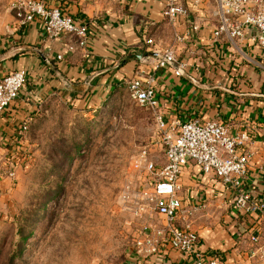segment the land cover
Here are the masks:
<instances>
[{"label":"crops","instance_id":"0c3cea01","mask_svg":"<svg viewBox=\"0 0 264 264\" xmlns=\"http://www.w3.org/2000/svg\"><path fill=\"white\" fill-rule=\"evenodd\" d=\"M50 5L89 25L88 49L69 53L70 38L50 43L38 23L20 28L10 9L14 24L7 38L0 39V78L21 70L28 78L21 100L0 115V155L15 152L22 143L21 126L50 97L61 96L82 111L96 112L144 70L145 78L154 79L166 121H220L233 136L250 137L238 150L251 154L244 189L264 202V49L253 42V30H247L238 53L225 38L214 39L220 19L211 0L198 6L183 0L185 14L174 26L164 18L165 0H51ZM176 36L184 42L178 43ZM148 40L176 51L187 64L182 77L173 66L156 70L140 63L137 57L147 54ZM58 54L63 61H56ZM180 185L187 215L178 225L198 233L200 251L220 252L226 264H242L254 250L250 238L256 229L264 245V217L238 211L232 192L214 176L190 163ZM211 206L223 210L224 225L204 227L208 219L199 215ZM144 258L135 264H188L186 255L164 244Z\"/></svg>","mask_w":264,"mask_h":264},{"label":"rangeland","instance_id":"374dc122","mask_svg":"<svg viewBox=\"0 0 264 264\" xmlns=\"http://www.w3.org/2000/svg\"><path fill=\"white\" fill-rule=\"evenodd\" d=\"M13 1L0 0V39L14 24ZM27 128L19 161L0 155V264L145 261L138 243L150 236L146 229L164 226L148 165L160 171L167 163L152 112L124 86L96 112L50 97ZM221 212L211 206L199 218L217 227Z\"/></svg>","mask_w":264,"mask_h":264},{"label":"built area","instance_id":"2783aa9c","mask_svg":"<svg viewBox=\"0 0 264 264\" xmlns=\"http://www.w3.org/2000/svg\"><path fill=\"white\" fill-rule=\"evenodd\" d=\"M51 0H15L11 5L16 23L20 28L38 23L43 28L44 38L55 43L63 37L71 39L67 46L69 53L77 48L88 49L90 28L87 23L79 22L74 16L57 7H51ZM164 18L173 26L185 14L183 0H165ZM206 0H194L200 5ZM215 3L220 25L214 33V39L225 38L240 53V45L248 29L256 34L253 42L264 49V0H211ZM198 27H194L197 31ZM184 37L176 36L178 43ZM147 56L142 55L140 63L153 66L156 70L169 66L176 68L175 74L182 77L187 64L180 62L173 48L162 50L152 40L147 42ZM64 55L58 54L56 61H63ZM146 72L126 83L132 100L138 107L152 112L166 153V165L155 171L154 165L148 169L154 173L155 182L151 200L164 226H151L149 237L138 243L139 254L148 257L158 253L161 245H169L173 250L188 257V264H226L220 252L200 251V237L190 227H180L185 221V212L180 197L181 177L190 163L199 167L204 175L214 176L223 187L234 195L236 209L248 215L264 217V202L252 198L244 189L251 154L238 153L250 141L247 134L233 136L229 127L220 121L203 122L201 120H178L168 122L160 108L154 79L144 77ZM27 72L16 71L0 78V115L21 100L22 90L27 83ZM22 125V133L27 130ZM13 176V174H12ZM259 229L251 235L250 242L254 250L248 253L242 264H264V245Z\"/></svg>","mask_w":264,"mask_h":264},{"label":"trees","instance_id":"16d2710c","mask_svg":"<svg viewBox=\"0 0 264 264\" xmlns=\"http://www.w3.org/2000/svg\"><path fill=\"white\" fill-rule=\"evenodd\" d=\"M144 55L147 56L148 54L144 53ZM49 63L52 64V62H49ZM139 108H140V107H139ZM141 109L146 110V111H149V110L144 109V108H141ZM149 112H150V111H149ZM21 127H22V126H21ZM17 153H19V147H17V148L15 149V152L13 153V156H14V157H10L9 159H18V161H19V158H17L18 155L16 156ZM8 161H9V160H8Z\"/></svg>","mask_w":264,"mask_h":264},{"label":"water","instance_id":"95a60500","mask_svg":"<svg viewBox=\"0 0 264 264\" xmlns=\"http://www.w3.org/2000/svg\"><path fill=\"white\" fill-rule=\"evenodd\" d=\"M137 58L140 60L142 58V56H138Z\"/></svg>","mask_w":264,"mask_h":264}]
</instances>
